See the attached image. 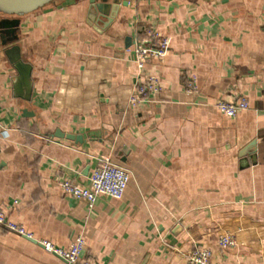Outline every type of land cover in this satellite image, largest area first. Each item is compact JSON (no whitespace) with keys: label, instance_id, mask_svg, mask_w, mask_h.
Returning <instances> with one entry per match:
<instances>
[{"label":"crops","instance_id":"0c3cea01","mask_svg":"<svg viewBox=\"0 0 264 264\" xmlns=\"http://www.w3.org/2000/svg\"><path fill=\"white\" fill-rule=\"evenodd\" d=\"M118 3L110 23L90 15L89 0L0 14L11 30L0 38V207L32 234L0 226V264H67L41 241L68 248L79 235L77 264H189L196 246L218 264H264V0ZM148 30L170 40L145 69L163 91L125 109L106 94L134 86L127 48ZM12 45L33 65L30 101L14 94ZM241 96L250 109H218ZM106 156L131 172L121 199L101 195L91 208L62 191L64 180L88 185ZM241 224L253 227L244 244L221 248L220 233Z\"/></svg>","mask_w":264,"mask_h":264},{"label":"built area","instance_id":"2783aa9c","mask_svg":"<svg viewBox=\"0 0 264 264\" xmlns=\"http://www.w3.org/2000/svg\"><path fill=\"white\" fill-rule=\"evenodd\" d=\"M135 54L137 68L139 70L137 81L131 90L124 92L121 98L117 96L112 87L108 88L106 97L111 103L119 104L125 109H138L147 102L157 98L163 91L160 78L155 74H147L145 69L153 62H161L167 56L170 50V40L167 37L160 36L158 33L148 30L147 37L136 38L132 47ZM194 77L188 82V92H193L195 88ZM217 107L221 113L229 117H235L244 110L250 109L249 100L241 96L236 101H218ZM131 180V172L123 165L116 163L110 156L101 158L98 166L94 168L90 177L89 184L83 185L71 180L60 182V187L65 194L71 195L79 200L87 202L89 207H93L101 195L121 199ZM0 226L16 232L22 236L32 238L26 228L8 217L7 211L0 207ZM253 227H247L241 224L233 229H224L218 238L221 248L230 249L240 244L239 234L248 232ZM46 251L56 254L64 259L67 264H77L81 258L87 242L79 235L70 244L68 248L56 246L50 241H41ZM213 252L204 247L196 246L193 248L187 260L189 264H218L212 259Z\"/></svg>","mask_w":264,"mask_h":264},{"label":"water","instance_id":"95a60500","mask_svg":"<svg viewBox=\"0 0 264 264\" xmlns=\"http://www.w3.org/2000/svg\"><path fill=\"white\" fill-rule=\"evenodd\" d=\"M50 1L52 0H0V7L2 6L4 8L3 10L0 8V11L10 15H23L44 7ZM126 3L127 2H124V5H126ZM118 5V0H89V12L90 15H101V17L107 18L110 23L113 21L115 13L118 12ZM1 26L3 28L0 30V38L5 41L4 37H9L11 30L6 23ZM5 53L17 71V75L14 79L15 96L27 101L32 100L34 87L32 78L33 65L22 58L18 45L8 47ZM23 113L25 116L34 115V112H30L28 109H24ZM55 136L62 138L66 137L75 141L83 140L81 135L66 134L61 130H57ZM244 162H246V160H244Z\"/></svg>","mask_w":264,"mask_h":264},{"label":"rangeland","instance_id":"374dc122","mask_svg":"<svg viewBox=\"0 0 264 264\" xmlns=\"http://www.w3.org/2000/svg\"><path fill=\"white\" fill-rule=\"evenodd\" d=\"M32 5H33V4H32ZM0 8H1L2 10L4 9L2 6H1ZM0 14L3 15V16H4V15H5V16H14V15H17V14H12V15H10V14H7V13L1 12V11H0Z\"/></svg>","mask_w":264,"mask_h":264}]
</instances>
